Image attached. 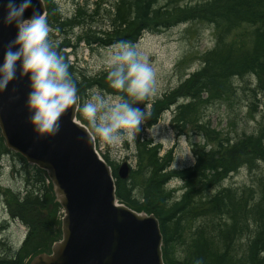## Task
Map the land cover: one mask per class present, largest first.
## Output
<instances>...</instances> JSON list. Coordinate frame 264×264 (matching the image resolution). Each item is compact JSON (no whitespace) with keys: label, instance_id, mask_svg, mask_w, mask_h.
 I'll use <instances>...</instances> for the list:
<instances>
[{"label":"bare ground","instance_id":"6f19581e","mask_svg":"<svg viewBox=\"0 0 264 264\" xmlns=\"http://www.w3.org/2000/svg\"><path fill=\"white\" fill-rule=\"evenodd\" d=\"M134 1L136 2L138 0H68L66 6H64L57 0H53L55 6L52 8V14L54 16L58 15L63 19L65 28H67L66 34L76 35V38L81 41H91L92 46H101L103 45L102 43H105L110 39L113 42L112 44H109L107 48L113 47L115 43L119 41H128L136 45L143 34L156 33L157 31L161 32L170 29L177 24L161 28V25H168L169 23L143 21L149 14L155 16V13L157 12L159 15L163 11L167 12L168 10H171V8L169 5H165L166 0H142V5L148 8L149 13L146 15L144 12H141L139 16H135L136 22L139 21L136 26L138 29L129 30L124 25H115V21H117L120 13L123 12L122 8ZM193 1L194 0H170V4L173 5L172 9L177 7L179 10V13L174 14L173 18L175 20H180L179 22L187 24L195 19H203L209 26L213 25L216 29L217 35H219V52H217L219 62L215 65L209 57L205 58L206 54L212 51L213 48L203 52L198 57L200 65L196 68H192V70L189 69V72L183 75L181 81L177 85L167 88L164 94L160 97H149L136 105L145 111V118L140 125L139 132L133 138L134 155H136L138 148L143 146L142 139H146L151 141L153 145H160L162 157L166 159L169 157L171 160L169 159L168 161H174V158L172 159V150H170L169 153H164L162 151V144L154 142L153 138L148 137L146 134L148 130L155 128L170 110L173 112L171 126L178 138L188 135H197L199 138L205 139V135H220L218 132L211 129L209 125L211 121L207 117L206 110L210 109V107L228 102L234 106L238 104H233L238 101V96L245 98L249 103L254 105L256 102L263 100L262 98H264V80L260 79L258 75V72L264 69V38L261 37L262 33H264V1L208 0V7L205 6L203 9H199L197 6V2L200 0ZM211 1H214L212 6ZM254 2H257L259 5L256 7L253 6L252 11L248 8V4ZM65 7H67L66 10L64 9ZM176 10L177 9H175V11ZM151 11L153 13H151ZM47 14L48 9L46 11V18ZM183 15L185 16L183 17ZM173 18L171 17V19ZM47 19H49V17ZM157 27L159 28L156 29ZM122 33H125L129 39L121 37L120 34ZM60 41L61 40H59V43ZM238 44L241 47H245V49L243 51H238ZM91 45L89 46L91 47ZM225 49L232 53L244 56V60L247 62V70H241V66H238V68H235L234 75L220 74L224 69L227 73L231 69L224 64V57H220V53H226ZM88 73L91 76H103L106 78L105 68L96 73L90 71ZM238 80H242L243 82L238 84ZM117 94L118 93H116L115 90H113V93H106V95L111 96ZM81 100H79V102H81ZM208 100L209 102L207 103ZM203 106H205L204 109ZM199 107L203 110V112H201V114L204 115L203 117L194 119L193 121L190 120V116L187 119L180 118L183 123L177 122L176 125L180 129L178 130L175 128L173 124L174 114L177 120L179 117L178 112L175 111L176 109L188 108L189 110H195ZM188 109L187 114L190 115L192 112ZM210 110V112L213 111L212 109ZM184 123H187L186 127ZM258 129L245 132L244 130L238 131V128H236L232 133H225V135H231L230 138H232L231 140L228 139L225 141V145L232 146L238 143L239 150L240 148H243V152L251 151L257 144V141H262L264 139L260 138L261 133ZM199 148V142H196V152L194 154L195 160L211 156L209 146L198 151ZM140 151L141 150H139V153ZM65 155H67V153H65L63 157ZM14 156L15 154L11 152H0V208L6 210L5 218L0 221V252L4 251L13 264H25L26 252L30 251L36 239L44 231L45 227L48 226V202L51 201L50 199H52L55 193L51 191L47 192V189L42 185L41 178L32 172L29 167L26 169L23 167L19 168L17 164L8 162L10 163L9 167L11 175L6 174L5 163L9 158L13 159ZM105 156L112 161L108 154L105 153ZM214 156L218 157L220 154L215 153ZM135 157L136 159L133 165L127 161L126 166L116 165L111 169V176L115 182V193L117 192L116 180L118 177L121 178L123 174H127L128 179L136 169V177L134 178V181H136V179L140 182L142 181L137 176L140 175L141 171L144 169V165L138 167L137 156ZM234 158L238 159L227 158V161L230 162H228L230 166L229 173L222 177L212 174L209 178L215 179L213 184H201L199 186L202 188L191 191L188 190L189 178L187 179V177L183 175V172L191 166H186L184 168L175 165L173 167L165 166L166 169H159V167L156 168L153 166L145 168L152 171V174L147 177L148 180L145 181L146 186L149 185V187L154 188L156 187L155 183L160 182L161 187H163L167 193H165L161 199L163 206L165 205V202L174 205L176 200H179L181 196H185L186 199H192L191 204H188L187 201L184 200L183 202L178 201V205L173 206L174 212L171 220L180 223L178 227V233L180 235L178 238V244L186 245L188 242L192 241L196 233L201 232L203 227L205 228L207 222H205L204 218L201 216H197L204 215V209H224V202L222 205V200L225 198H228V202H230L229 207L233 209L238 207L237 202L241 201V196L239 194L240 191L244 189V185L240 183L236 186L237 183L235 182L226 183L229 177L236 173L240 174L244 169H251V172L254 174L252 179L254 182H258L262 175H264V169L261 168L264 166L263 160L253 158L251 155L249 157H241L239 153L238 157ZM112 162L114 163V161ZM201 169L202 167L197 168V171L199 172ZM6 175L17 177L22 181L24 187L14 191L13 188L2 186L1 178ZM160 176L164 177L165 180L163 181V178H160ZM190 183L193 185L192 179ZM246 186L255 190L250 184H246ZM257 189L256 192H258ZM2 196H5L4 201L2 200ZM132 197L135 200H138L141 204L146 203V198L141 193H135ZM245 201V205L250 203V200L248 199ZM261 201L262 200L258 199V201H255L252 205L254 210L258 213L256 220H263L264 218V208L260 204ZM193 211L197 212L193 214ZM159 214L160 212L155 209L151 220L153 223L158 222L157 225L162 238V236L164 237V233H162V221L160 220L162 216ZM17 221L26 227V234L21 240L17 239L16 242H14L7 230L11 224H14ZM97 221L100 223L103 222L101 220ZM235 227L238 231L237 225ZM90 234H92L93 239H96L97 241L94 248V252L96 253H92V251L88 254L95 257L100 256L101 258L103 256L101 252L107 251V254L110 252L113 253L111 257L112 259L120 262L122 254H133L134 248L137 246V244H135L133 248L130 243V240L134 238L135 232L128 225L126 218L122 219L120 226H114L113 222L105 221L98 226V229L93 232L91 231ZM149 235V230L145 228L138 233V236L141 237L144 244H146ZM261 238L262 237L259 236V240ZM248 245L252 247L256 244ZM103 246L104 248H102ZM231 249L238 252V240L235 241ZM197 251L198 252H196V250H191L189 251V254H185L182 257L184 264H201L199 262L201 250ZM41 254L47 253L42 252ZM124 259L125 258H123V260ZM165 259L167 258L165 256L164 248L161 247V259H159V264H164ZM31 260H33V258H31ZM29 264H31V262Z\"/></svg>","mask_w":264,"mask_h":264},{"label":"trees","instance_id":"16d2710c","mask_svg":"<svg viewBox=\"0 0 264 264\" xmlns=\"http://www.w3.org/2000/svg\"><path fill=\"white\" fill-rule=\"evenodd\" d=\"M46 6L48 9L47 19L51 32L50 37L54 41H60L58 44L57 51L62 54L65 57V61L69 64V72L73 74L74 78L78 76L77 80V94L80 98L84 97V92L87 89H91L93 87L99 88L100 91L103 93H113V89L110 88L109 83L107 79L103 76H91L89 73H87L84 69L80 68L79 65L75 64L69 59L70 53L67 52V48L74 49V53H76L75 49L78 47V42H80V39L76 38V35L66 34L67 28H65V23L63 22V19L60 16H54L52 14V8L55 6L53 4V0H45ZM264 1V0H262ZM258 2V1H257ZM257 2L248 4V8L253 11V6H258L259 4ZM142 0L134 1L133 3H129L125 5L122 9L123 12L120 13L119 17L117 18V21H115V25H124L127 29H138L136 28L137 24L135 16L141 14V12H144L146 15L149 13L148 8L144 7L142 5ZM264 5V3H263ZM167 12H171L168 10ZM151 13H153L151 11ZM155 16H152V14H149L145 17L143 21H150L153 23H169L168 25H161V28L171 26L179 22V20H175L173 17L174 13H169L170 15L167 16L166 12H162L158 15V13H155ZM171 17L173 19H171ZM142 21V22H143ZM160 27V26H159ZM157 27L156 29H158ZM58 32L59 36L55 37L54 34ZM121 37L125 39H129L128 36L125 35V33L120 34ZM135 36V35H134ZM262 38H264V33L261 35ZM86 42V41H85ZM113 41L108 39L105 43H102L103 45H109L112 44ZM89 45H91L90 42H86ZM116 44V43H115ZM92 46V45H91ZM102 46V45H101ZM245 47H241L238 44V51H243ZM226 53L222 54L220 53V57H224L225 61L224 64L227 65V67H230V71L227 73V71L224 69L221 71L220 74L226 75H234L235 74V68H238V66H241V70H247V62L244 60V56L238 55L235 53L230 52L229 50L225 49ZM217 52H219V35H217L216 43L212 51L206 54L205 58L209 57L215 65L219 62V56H217ZM218 67V66H217ZM225 67V68H227ZM76 74V75H74ZM258 75L260 79L264 80V69L260 70L258 72ZM215 78V77H214ZM259 83V81H258ZM200 85V84H199ZM207 88V87H206ZM209 100L207 101V103ZM188 109V108H187ZM187 109H176L175 111L178 112V120L175 117L174 114V121L173 124L175 128L178 130L180 128L177 127V122H182L180 118L187 119L189 116L191 117V121L194 119H198L203 117L204 115L201 114V107L195 109V110H189L192 113L189 115L187 114ZM175 113V112H174ZM79 118L82 119L85 123L87 121L82 117L81 113L79 114ZM190 121V122H191ZM183 123V122H182ZM185 127L187 126V123H184ZM258 130L261 133L260 138H264V120L259 124L257 127ZM263 135V136H262ZM207 135H205V138ZM142 139V138H141ZM142 147L137 146L138 150L136 151L137 161H138V167L140 165H144V169L141 171L139 179L142 181H134L135 171L132 172L131 176L128 179H122L117 178L116 185H117V196L120 199V201L132 206L133 208L137 210H145L147 212H155V209L160 212V216L162 218L160 219L162 221V233H164V252L166 256V260L168 264H171L170 262L174 264H184L182 257L185 254H189V251L201 250L200 260L199 262L201 264H264V218L263 220H256L257 212L253 208V204L255 201H258V199L262 200L260 204L264 208V175H262L261 179L258 180V182L252 181L251 186L255 188L253 190L252 188H248V186L244 185V189L240 191L241 201L237 202L238 207L237 208H231L229 207L230 202H228V198H225L222 200V205L224 202V209L221 208H212L210 210H205L204 215H197L204 218L205 222H207L205 228H202L201 232H198L195 234V242L194 238L192 241L188 242L186 245H180L178 244V227L179 222L175 220H171L173 212H174V205H178V201H187L188 204H191V198L186 199L185 196H181L179 200H176V203L174 205H171L168 202H165V208L162 205L161 199L166 193L164 188L161 187L160 182L155 183L156 187L152 188L146 186L145 181L148 180L147 177H149L152 174V171L149 169H145L148 166L153 167H159L165 168V166L170 167V161L169 158H164L160 154V145H153L151 141H148L146 139H142ZM137 145V144H136ZM222 150H225L224 148H228L229 150L227 154L220 155L218 157H215L214 151H211V159L209 156H206L205 158H198L196 163L191 166L189 169L183 172V175L189 178L188 182V190H196L202 188L201 184H213L214 180L211 177L212 174H215V176H224L225 174L229 173V161H227V158H233L238 159L234 157H238L237 149L238 143L232 146H226L225 141L221 142ZM224 147V148H223ZM235 149V150H234ZM242 149V150H241ZM139 150L140 153H139ZM1 151H7L11 152L1 136L0 133V152ZM251 152V153H248ZM13 153V152H11ZM238 153L241 155V157L244 156H250L253 158H258L260 160L264 161V139L262 141H257V144L253 147L251 151H245L243 152V148H238ZM14 154V153H13ZM21 159V161L25 164L26 161L20 156L15 155ZM106 161L108 163H111V161L104 156ZM226 159V162H225ZM167 160V161H166ZM229 162V163H228ZM112 164V163H111ZM113 167L116 165L112 164ZM33 167V166H32ZM202 167L201 171H197V168ZM261 168L264 169V166ZM33 172L41 178L42 185L47 189L48 191H51V189L48 188L45 184V178L43 176L42 171L37 170L36 167L32 168ZM251 171V169H250ZM160 178H163V181L165 180L164 177L160 176ZM158 179V178H156ZM193 180V185H191L190 181ZM144 180V181H143ZM162 182V181H161ZM154 185V186H155ZM259 187V188H258ZM258 188V189H257ZM256 189L258 192H256ZM52 192V191H51ZM135 193H141L146 198V203L141 204L138 200H135L132 196ZM167 194V193H166ZM52 197V196H51ZM148 198V199H147ZM54 199V196L51 201L48 202L50 204ZM238 199V198H237ZM250 200V203L248 205H245V200ZM238 201V200H236ZM259 203V202H258ZM221 205V206H222ZM57 206V204L55 205ZM233 209V210H232ZM197 211H193V214ZM171 216V217H170ZM264 216V214H263ZM58 219V216H57ZM207 219V220H206ZM255 220V221H253ZM58 225V222L55 224H49L48 226L55 228V226ZM238 227V231L236 230V226ZM58 234V231H57ZM259 236L262 238L259 240ZM238 240V252L233 251L231 249L232 245L235 243V241ZM248 244H256L255 246H249ZM40 251V249H36L33 251V253H37ZM26 256V254H25ZM0 264H13L12 261L6 256L5 252H0Z\"/></svg>","mask_w":264,"mask_h":264},{"label":"water","instance_id":"95a60500","mask_svg":"<svg viewBox=\"0 0 264 264\" xmlns=\"http://www.w3.org/2000/svg\"><path fill=\"white\" fill-rule=\"evenodd\" d=\"M33 5L45 14L43 0H33ZM30 12L26 11L25 17ZM2 17L3 10L0 8V61L5 46L15 36V29L5 27ZM28 92L27 77L20 78L18 69L16 79L0 94V126L10 148L47 170L57 199L66 212L62 226L63 240L54 244L51 254H40L31 264H159L162 238L158 222H152V215L146 216L116 204L111 169L97 153L88 129L76 120L78 103L62 115L60 131L55 137H38L27 122L29 113L25 103ZM65 153L67 155L63 157ZM122 177L126 178L127 174ZM123 218L135 232L130 240L133 248L137 244L133 254H122L120 262L111 258L112 252H101V258L89 255L92 251L96 253L97 242L91 231L105 221L120 226ZM143 228L150 232L146 244L138 236Z\"/></svg>","mask_w":264,"mask_h":264},{"label":"clouds","instance_id":"9594fccd","mask_svg":"<svg viewBox=\"0 0 264 264\" xmlns=\"http://www.w3.org/2000/svg\"><path fill=\"white\" fill-rule=\"evenodd\" d=\"M0 8L3 25L15 29L0 61V94L16 79L19 69L20 78L27 77L29 85L28 124L38 137H55L62 115L78 102V77L69 72L65 57L57 51L59 42L51 39L47 18L33 0H0ZM102 56L106 79L118 94L105 96L91 90L80 113L97 138L115 145L139 132L145 111L136 105L155 95L156 78L131 42L119 41Z\"/></svg>","mask_w":264,"mask_h":264},{"label":"rangeland","instance_id":"374dc122","mask_svg":"<svg viewBox=\"0 0 264 264\" xmlns=\"http://www.w3.org/2000/svg\"><path fill=\"white\" fill-rule=\"evenodd\" d=\"M57 1L64 6H66V3L68 2V0ZM211 2L212 6L214 1ZM208 4V0H205V2L204 0L197 2L199 9H203L205 6L208 7ZM165 5H169L171 8V12H166L167 16L170 15L169 13H179L177 7L172 9L173 5L170 4V0H166ZM64 9L66 10L67 7ZM175 9L177 10L175 11ZM185 15H183V17ZM216 38L217 33L214 26H209L203 19H195L190 21L188 24L177 22V24L170 29L163 30L161 32L157 31L156 33L143 34L135 46L154 69L157 90L155 95L152 97L157 98L162 96L167 88L177 85L181 81L183 75L189 72V69L192 70V68L198 67L200 65L198 57L203 52L214 47ZM111 48L101 47L100 45L89 47L87 44L82 42L79 44L78 48L75 49L76 53H73L71 57L72 59L75 57V61H77L80 68L87 72L90 71L92 73H96L105 68L102 54ZM242 82V80H238V84H241ZM91 90H96L105 96H111L106 95L98 88L93 87L87 90L86 93L84 92V97L81 98L82 100L80 99V105L88 99L89 92ZM238 98V101L233 103L238 104L234 106H232L229 102L225 104L220 103L218 106L215 105L210 107V109L213 110L212 112H210V109L206 110L207 117L211 121L209 123L211 129L215 130L220 135H207L205 139H201L197 135H188L178 138L171 126L173 114L172 110L168 111L157 126L148 130L146 134L148 137H152L154 142L162 144V151L164 153H169L170 150H172V159L174 158V163L170 162V167L175 165L177 167L184 168L186 166L194 165L197 161L194 159L196 142H199L200 146L198 151L206 146H209V149L217 154H227L228 152L226 151L229 149L223 147L225 150H222L220 145L222 141H227L228 139L231 140L232 138H230L231 135H225V133H232L236 130V128H238V131H254L258 129L257 127L259 126L260 121L264 120V98H262L263 100L256 102L255 105L249 103L243 97L238 96ZM204 108L205 106H203V109ZM201 112H203V110ZM95 138L99 152L108 154L110 159L114 161L116 165H121L124 161L130 162L132 165L135 163V156L133 154V139H123L118 144L108 145L96 136ZM211 157L212 156H210V159ZM8 162L17 164L19 168L25 167V164L21 161V159H19V157L14 156L13 159L9 158V160L5 163L7 171L6 174L9 175H11V173L9 167L10 163ZM9 175L1 178L2 186L13 188L14 191L24 187L22 181H20L17 177ZM253 176L254 174L250 170L244 169L240 174L236 173L229 177L226 183L235 182L237 183L236 186L240 183L243 185H251ZM4 199L5 196H2L3 201ZM2 209L0 208V221L6 216V210ZM61 213L62 210L59 206H55L52 211H49V216H47V218H49V224L53 225L58 222ZM7 231L13 238L14 242H16L17 239L21 240L22 237H24L26 234V227L17 221L14 224H11ZM57 231L58 226H55V228L50 226L45 227L44 231L36 239L30 251L26 252L25 264H29L30 259L35 255L33 251L36 249H40V251L50 249L52 243L60 238V234H57ZM170 263L174 264L172 262Z\"/></svg>","mask_w":264,"mask_h":264}]
</instances>
